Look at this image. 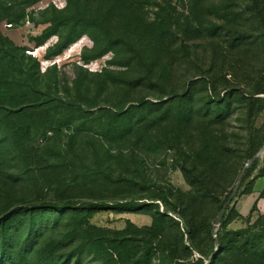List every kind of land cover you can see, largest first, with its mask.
I'll use <instances>...</instances> for the list:
<instances>
[{"label": "rangeland", "instance_id": "obj_1", "mask_svg": "<svg viewBox=\"0 0 264 264\" xmlns=\"http://www.w3.org/2000/svg\"><path fill=\"white\" fill-rule=\"evenodd\" d=\"M45 30L54 31L36 46L33 38ZM69 32L73 41L44 58ZM109 40L123 43L82 61ZM136 52L158 60L161 86L98 87L108 71L139 74L140 67L111 64ZM29 56L39 60L40 87L54 74L71 85L84 67L91 103L159 101V109L107 160L73 163L35 152L29 89L17 91V80L29 86ZM0 57V264H139L147 245L155 252L158 240L176 234L189 251L183 264H205L216 214L264 142V0H0ZM255 162L215 231L218 256L232 254L239 238L232 231L264 213L252 194L264 176V151ZM120 168L123 180L106 181L103 174L116 178ZM92 205L99 209L87 210ZM121 205L131 210L113 209ZM156 211L164 214L160 228ZM153 252L146 264H158Z\"/></svg>", "mask_w": 264, "mask_h": 264}, {"label": "trees", "instance_id": "obj_2", "mask_svg": "<svg viewBox=\"0 0 264 264\" xmlns=\"http://www.w3.org/2000/svg\"><path fill=\"white\" fill-rule=\"evenodd\" d=\"M53 31L45 30L35 36L33 38L35 45L39 46L46 42ZM71 41H73V37L69 32L60 46L48 49L44 58H53L55 55L60 54L61 50ZM120 42L122 41L120 40ZM120 42L109 40L97 44V50L91 55L83 56L82 61L87 62L95 59L108 51H117L121 46ZM130 49L133 50L134 48L131 47ZM32 61L34 64H32ZM29 63V86L28 88L23 87L25 79L17 80V91H21L22 88L24 90L29 89V139L34 142L37 140L40 143L39 146H32L35 152H44V155H51L50 153H52L63 159L74 157L73 163L76 161L83 163L90 157L94 159L104 157L107 160L113 156L111 153L114 145L122 144L140 122L148 117H154V111L159 109V101L146 102L141 100L131 102L127 106L113 107H101L94 102L91 103L94 97H88L92 88L86 80L89 72L84 67H81L82 71L77 73V77L73 79L71 85L61 81L62 78H59V74H54L52 75L53 80L49 79L40 87L38 83L41 81H38L37 78V74H40L38 70L39 60L29 56ZM111 64L116 67H127L128 69L140 67L141 71L132 77L117 76L108 71L107 77H104L98 84L100 89L106 86L108 81L129 89H135L143 85L150 89H154L156 85L161 86L157 81L160 77L156 69L158 66V60L156 61V59L146 58L136 52V56L130 55L128 58H118L112 61ZM75 97H81L86 102L74 100ZM67 99L71 100L67 101ZM148 106L154 108L149 112H145V108ZM17 113H20V111H15V114ZM168 115L169 112L164 110L161 119H166ZM151 119L152 122L157 120V118ZM118 155L119 157H125L122 151H119ZM33 159L37 161L39 158L35 157ZM255 161L253 164L256 163ZM261 170H264V166L260 168ZM184 174L187 181L193 184L191 174L189 172H184ZM82 175L85 176L86 173L83 172ZM103 175H106L104 176L106 181H120L124 179L125 171L120 168L116 178H113V173ZM158 197L162 199L161 195ZM97 207L95 205L88 206L87 210L99 209ZM130 207L121 205L113 209L121 212L131 210ZM163 215L159 211L154 214L155 228L161 227L156 223L162 225ZM232 233L237 234L239 237L234 249L232 248V254L225 256L226 258L223 255L218 256L222 252L223 246L218 240L217 250L209 264L213 262L214 264H220L223 260V264H264V213L259 215L247 229L232 231ZM153 249H155V252L151 249V245H147L138 263L146 264L153 252L154 254L157 253L158 264H183L182 260L189 252L188 247L182 242L181 235L178 234L166 240H158Z\"/></svg>", "mask_w": 264, "mask_h": 264}, {"label": "water", "instance_id": "obj_3", "mask_svg": "<svg viewBox=\"0 0 264 264\" xmlns=\"http://www.w3.org/2000/svg\"><path fill=\"white\" fill-rule=\"evenodd\" d=\"M264 151V142H263V145L259 148V150L257 152H255L251 157H249L243 164L242 166V169L240 170L238 176H237V179H236V182L232 188V190L230 191V193L228 194L227 198L225 199V201L223 202L221 208L219 209V211L217 212L216 214V217L214 219V222H213V226L215 227L214 231H213V236H214V250L213 252L210 254L208 260L205 262V264H209L211 259L213 258L216 250H217V246H218V239H217V233L215 232L216 229H217V226L220 225L221 223V220L223 218V215L224 213L226 212L228 206H230L234 196H235V193L236 191L238 190L240 184H241V181H242V178H243V175L246 171V169L259 157L262 155Z\"/></svg>", "mask_w": 264, "mask_h": 264}, {"label": "crops", "instance_id": "obj_4", "mask_svg": "<svg viewBox=\"0 0 264 264\" xmlns=\"http://www.w3.org/2000/svg\"><path fill=\"white\" fill-rule=\"evenodd\" d=\"M264 189V176H259L255 179L254 185H253V192L252 194H255V197L257 199V205L261 210H264V198L258 197L260 195V192Z\"/></svg>", "mask_w": 264, "mask_h": 264}]
</instances>
